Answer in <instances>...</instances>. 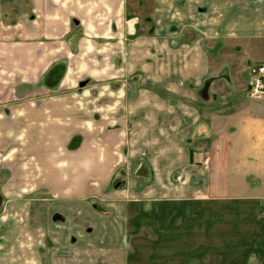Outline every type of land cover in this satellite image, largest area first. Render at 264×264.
Masks as SVG:
<instances>
[{"label": "crops", "instance_id": "crops-1", "mask_svg": "<svg viewBox=\"0 0 264 264\" xmlns=\"http://www.w3.org/2000/svg\"><path fill=\"white\" fill-rule=\"evenodd\" d=\"M8 1L0 264H44L57 238H79L90 262L127 264L123 238L158 224L187 238L189 209L264 199V172L250 168L264 104L247 96L249 66L264 62V0ZM27 195L41 196L46 220H31ZM95 238L119 243L96 249Z\"/></svg>", "mask_w": 264, "mask_h": 264}, {"label": "rangeland", "instance_id": "rangeland-1", "mask_svg": "<svg viewBox=\"0 0 264 264\" xmlns=\"http://www.w3.org/2000/svg\"><path fill=\"white\" fill-rule=\"evenodd\" d=\"M263 153L260 152L259 155L251 153L250 168L264 172ZM3 181L4 179H0L1 183ZM118 185L122 184L119 179H116L110 189ZM39 197L41 196H23L25 201L32 204L33 218L31 220L34 219V221L35 219L44 221L49 217L48 211L44 208L34 210L35 200ZM254 206L249 208L250 210L242 211L241 207L236 204L232 206L226 201L219 200L214 202L212 211L189 209L185 229L187 238H165L166 231L158 224L154 226L158 232L148 227L146 237L149 236V238H123L122 244H118L122 253L118 250L117 252L126 256L127 264H208L210 256L215 260L213 264H258L262 259L264 261V245H261V241L264 240L262 228L264 226V199ZM53 219L61 223L63 217L56 214L53 215ZM244 219L248 221L243 223ZM259 221L262 222L259 224L261 226H257ZM243 229H245L244 237ZM198 234L216 238H195ZM233 234L235 238H228ZM94 241L89 246H97L96 249L103 247L107 250L119 243L118 240L101 242L97 238ZM180 247L185 249L182 251ZM80 248L79 238H57L53 243L47 240L43 249V262L44 264H104L102 256L98 260L95 257L97 253L94 255L95 258H92V262L90 259H85L82 256V248ZM99 251L105 254L102 250ZM99 251L96 250V252ZM121 257L123 259V256Z\"/></svg>", "mask_w": 264, "mask_h": 264}, {"label": "built area", "instance_id": "built-area-1", "mask_svg": "<svg viewBox=\"0 0 264 264\" xmlns=\"http://www.w3.org/2000/svg\"><path fill=\"white\" fill-rule=\"evenodd\" d=\"M247 96L254 102L264 104V62L250 64Z\"/></svg>", "mask_w": 264, "mask_h": 264}, {"label": "water", "instance_id": "water-1", "mask_svg": "<svg viewBox=\"0 0 264 264\" xmlns=\"http://www.w3.org/2000/svg\"><path fill=\"white\" fill-rule=\"evenodd\" d=\"M2 203H3V198H2V195H1V193H0V209H1V207H2Z\"/></svg>", "mask_w": 264, "mask_h": 264}]
</instances>
